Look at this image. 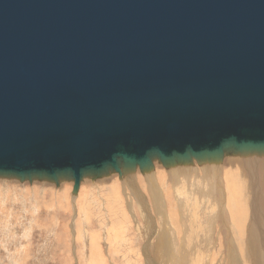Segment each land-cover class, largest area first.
Masks as SVG:
<instances>
[{"label": "water", "instance_id": "1", "mask_svg": "<svg viewBox=\"0 0 264 264\" xmlns=\"http://www.w3.org/2000/svg\"><path fill=\"white\" fill-rule=\"evenodd\" d=\"M228 150H264V0H0V176Z\"/></svg>", "mask_w": 264, "mask_h": 264}, {"label": "rangeland", "instance_id": "2", "mask_svg": "<svg viewBox=\"0 0 264 264\" xmlns=\"http://www.w3.org/2000/svg\"><path fill=\"white\" fill-rule=\"evenodd\" d=\"M235 156L242 160L241 152L225 151L213 162L216 169L210 159L211 169L205 159L169 165L154 159L151 183L139 167L133 177L123 171L87 174L77 189L66 177L51 183L0 176V264H264L258 231L249 238L252 194L238 197L242 216L232 211L226 177ZM238 161L234 171L243 172L249 185L248 167ZM233 218L242 221L240 230L232 229Z\"/></svg>", "mask_w": 264, "mask_h": 264}, {"label": "bare ground", "instance_id": "3", "mask_svg": "<svg viewBox=\"0 0 264 264\" xmlns=\"http://www.w3.org/2000/svg\"><path fill=\"white\" fill-rule=\"evenodd\" d=\"M236 154V153H235ZM234 154V155H235ZM241 154H242V160L244 161H242L240 158V161H242V162H240V161H238V156H235V159L234 158H232L231 159V163L233 164V166H231V168H230V170H231V172H230V174H228V177H226V183H229V185L228 186H231V187H229L230 188V202H231V205L232 206H234V208H236V210H237V212L233 209L232 211H234V213H237V215H239V216H236V217H240V216H242L243 214H241V211H242V209H241V207L240 206H238L237 205V203H238V200L240 199H238V197H242V195H243V197L245 198V197H248L249 198V195L250 194H252V202L249 204L250 206H251V211H252V215L254 216L253 217V222H252V224H251V226H253V227H250L249 226V228H248V231H250L249 233L251 234H255V236H257V234H258V242H260V244H261V246L264 248V211H263V206H264V199H262L261 198V196H263L262 195V188H263V185H262V187L260 186V182H261V180H263L262 178H264V150L263 151H260V152H256V151H242L241 152ZM239 155V154H238ZM241 156V155H240ZM155 160H157L158 161V159L157 158H154ZM216 159L217 158H210V160H211V163H212V165H213V162H215L216 161ZM220 159V158H219ZM202 160H204V159H202ZM209 160V161H210ZM222 160V159H221ZM199 161V160H198ZM236 161H238L239 163H242L245 167H243V168H246V166L248 167V168H246V170H247V174L249 175V185H248V183H246L245 181V179H244V174H243V172H242V176H241V173H237V168L239 167H237L236 168V166H237V163H236ZM263 161V164H261V165H258V163L257 162H262ZM154 162V161H153ZM223 162V161H222ZM221 162V163H222ZM184 163V162H183ZM189 163V162H188ZM202 163V162H201ZM203 163H204V166H209V164H211L210 162H208V159H207V162H206V158H205V161H203ZM208 163V164H207ZM156 164V163H155ZM180 164V163H179ZM157 165V164H156ZM169 165V164H168ZM176 165V164H175ZM183 165V164H182ZM215 165V164H214ZM213 165V167H215ZM160 166H162V164L160 165ZM166 166V168H168L169 169V167L167 166V165H165ZM180 166V165H179ZM190 166V165H189ZM178 167V166H177ZM192 167V166H191ZM195 167H197L196 165L194 166V168ZM201 167V166H200ZM212 167V166H211ZM211 167L209 166V168L211 169ZM242 167V166H241ZM152 166H151V168H149V169H145V170H143V174L145 175V178H147L148 180H149V182H150V179H151V173L153 174V171L154 170H152ZM155 168H156V166H155ZM185 168V167H184ZM208 168V169H209ZM163 169V168H162ZM215 169H216V167H215ZM235 169H237L236 171H234ZM149 170H150V172H149ZM201 170H203V169H201ZM205 170V169H204ZM203 170V171H204ZM241 170V169H240ZM108 171H112V170H107L106 172H108ZM121 171H123V172H125V174H127V176H130V177H133V175H134V172L135 171H137V167H135L134 169H126V168H122L121 169ZM196 171V170H195ZM202 171V172H203ZM224 171V170H223ZM243 171V170H242ZM197 172V171H196ZM244 172H245V170H244ZM160 173V172H159ZM220 173V172H219ZM218 173V174H219ZM121 174V173H120ZM137 174V173H136ZM147 174H149V175H147ZM174 174V173H173ZM192 174V173H191ZM207 174V173H206ZM216 174V173H215ZM213 172H211V176H212V178L213 179H217V177L216 176H213V175H215ZM104 175V174H103ZM91 176V175H90ZM137 176V175H136ZM152 176H154V175H152ZM176 176V175H175ZM187 176V175H186ZM87 177V176H86ZM111 177H117L114 173L113 174H111ZM173 177V176H172ZM196 177V176H195ZM198 177H199V174H198ZM202 177V176H201ZM247 177V176H246ZM83 178H85L84 176H83ZM82 178V179H83ZM125 178V177H124ZM156 178V177H155ZM177 178V177H176ZM219 178V177H218ZM260 178V179H259ZM60 179H62L63 181H65V180H67L66 178H60ZM59 179V180H60ZM117 179V178H116ZM128 179H129V177H128ZM146 179V180H147ZM187 179V178H186ZM204 179V178H203ZM224 179V178H223ZM59 180L57 181L58 183H59ZM71 180V179H70ZM119 180V179H118ZM154 180V179H153ZM156 180V179H155ZM182 180V179H181ZM209 180H210V178H209ZM208 180V181H209ZM219 180V179H218ZM245 180V181H244ZM188 181V180H187ZM30 182H31V180H30ZM56 182V183H57ZM152 182V181H151ZM150 182V183H151ZM154 182V181H153ZM156 182V181H155ZM183 182V181H182ZM184 182H186V181H184ZM201 182H203L202 180H201ZM213 182V181H212ZM52 183V182H51ZM81 183V182H80ZM194 183V182H193ZM207 183V182H206ZM211 183V182H210ZM257 183L259 184L258 186H256L257 185ZM199 184V183H198ZM262 184V183H261ZM264 184V183H263ZM81 185V184H80ZM159 185V184H158ZM157 185V186H158ZM184 185V184H183ZM213 185V184H212ZM224 185V184H223ZM96 186V185H95ZM131 186H133V185H131ZM135 186V185H134ZM153 186V185H152ZM181 187V186H180ZM204 186L202 185V188H203ZM219 187V186H218ZM154 187H152L151 188V186H150V191H151V189H153ZM207 188H209V187H207ZM214 188H215V184H214ZM155 189V188H154ZM217 189V188H216ZM219 189V188H218ZM218 189L216 190V192L218 191ZM74 190V189H73ZM76 190V189H75ZM74 190V192L73 193H71V195L73 194H77V192ZM156 190V189H155ZM161 190V189H160ZM203 190L204 189H202V192H203ZM220 190V189H219ZM224 190V189H223ZM251 190H252V192H251ZM158 191V190H157ZM190 191V190H189ZM91 192V191H90ZM184 192V191H183ZM205 192H207V191H205ZM251 192V193H250ZM152 193V192H151ZM156 193V192H155ZM210 193H211V191H210ZM210 193L208 194V195H210ZM218 193V192H217ZM223 193V192H222ZM207 194V193H206ZM213 194V193H212ZM214 194H216L215 192H214ZM203 195V194H202ZM219 195V194H218ZM211 196V195H210ZM75 197V196H74ZM151 197H153L152 195H151ZM157 197V196H156ZM212 197V196H211ZM214 197V199L216 198V196H213ZM206 198V197H205ZM154 199V198H153ZM131 200V199H130ZM213 200V199H212ZM133 201V200H132ZM152 201V200H151ZM228 201V200H227ZM144 202V201H143ZM161 202V201H160ZM225 203V202H224ZM104 204V203H103ZM130 204V203H129ZM163 205H164V203H162ZM181 204V203H180ZM166 205V204H165ZM178 205V204H177ZM157 207V206H156ZM167 207V206H166ZM165 208V207H164ZM250 208V207H249ZM261 208H262V210H261ZM158 209V208H157ZM166 209V208H165ZM76 210V209H75ZM182 210V209H181ZM167 211V210H166ZM165 212V211H164ZM217 212V211H216ZM160 213V212H159ZM169 213V212H168ZM231 213V212H230ZM147 214V213H146ZM164 214V213H163ZM167 214V213H166ZM263 214V215H262ZM168 215V214H167ZM217 215H219L218 213H217ZM217 215H216V218L218 219V217H217ZM223 215V214H222ZM234 215V214H233ZM251 215V214H250ZM159 216H161V215H159ZM167 217V216H166ZM214 217V216H213ZM234 217H235V215H234ZM246 217V216H245ZM224 218H225V215H224ZM224 218H223V220H224ZM228 218V217H227ZM164 219V218H163ZM162 219V220H163ZM167 219V218H166ZM238 219V218H237ZM237 219H236V222H235V218H233L232 219V229L233 228H236L237 230H240L241 229V226H243L242 224H241V220H239V221H241V222H239V221H237ZM240 219V218H239ZM172 220V219H171ZM220 220V219H219ZM226 221V220H225ZM228 221V220H227ZM168 222H169V220H168ZM248 222H249V220H248ZM165 223V222H164ZM209 223V222H208ZM244 224H246L245 223V221H244ZM167 225V224H166ZM227 225V224H226ZM250 225V224H249ZM224 226V225H223ZM245 226V225H244ZM229 227V226H228ZM248 227V226H247ZM259 227H261L262 228V231H263V233L261 234L260 233V229L258 230V228ZM213 228V227H212ZM211 228V229H212ZM249 229H251V230H249ZM226 230H228V229H226ZM255 232H254V231ZM212 231V230H211ZM258 231V233L256 234V232ZM171 232H172V230H171ZM209 232V231H208ZM229 232V231H228ZM165 233V232H164ZM167 233V232H166ZM211 233V232H210ZM231 232H229V234H230ZM233 234V233H232ZM249 235V238H251V239H253L252 237H253V235ZM208 235H209V233H208ZM236 235V234H235ZM167 236V235H166ZM231 236V235H230ZM205 237V236H204ZM240 237V236H239ZM168 238V237H167ZM167 238H166V240H167ZM175 238V237H174ZM209 238V237H208ZM169 239H170V237H169ZM210 239V238H209ZM250 239V240H251ZM171 240H172V238H171ZM232 240V239H231ZM176 241V240H175ZM167 243V242H166ZM207 243V242H206ZM232 243V242H231ZM255 243H257V241L255 242ZM172 244V243H171ZM167 245V244H166ZM173 245V244H172ZM174 245H175V243H174ZM232 245V244H231ZM252 245V244H251ZM257 245L259 246V244L257 243ZM235 246V245H234ZM170 247H172V246H170ZM175 247V246H174ZM232 248V247H231ZM234 248V247H233ZM236 250V249H235ZM231 251V250H230ZM167 252V251H166ZM235 252V251H234ZM172 255H173V253H172ZM164 256V255H163ZM167 256V255H166ZM170 256V255H169ZM174 256V255H173ZM168 258V257H167ZM173 258V257H172ZM169 259H170V257H169ZM234 260V259H233ZM170 261V260H169ZM236 261V260H235ZM168 262V261H167ZM174 262V261H173ZM231 262V261H230ZM246 262V261H245ZM170 263V262H169ZM237 263V262H236ZM146 264V263H145ZM172 264V263H171ZM234 264V263H233Z\"/></svg>", "mask_w": 264, "mask_h": 264}]
</instances>
